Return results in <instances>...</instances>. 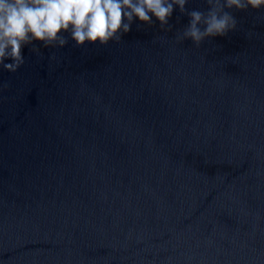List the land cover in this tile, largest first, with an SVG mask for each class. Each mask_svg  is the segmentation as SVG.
I'll use <instances>...</instances> for the list:
<instances>
[{
  "label": "water",
  "instance_id": "1",
  "mask_svg": "<svg viewBox=\"0 0 264 264\" xmlns=\"http://www.w3.org/2000/svg\"><path fill=\"white\" fill-rule=\"evenodd\" d=\"M207 7L0 65V264H264V7Z\"/></svg>",
  "mask_w": 264,
  "mask_h": 264
},
{
  "label": "clouds",
  "instance_id": "2",
  "mask_svg": "<svg viewBox=\"0 0 264 264\" xmlns=\"http://www.w3.org/2000/svg\"><path fill=\"white\" fill-rule=\"evenodd\" d=\"M189 0H0V65L15 71L22 63V48L33 41L63 46L67 33L77 46L107 44L127 33L133 20L161 26L174 8L184 12ZM207 11L188 13L183 33L194 43L226 35L236 26L224 9L262 8L264 0H206Z\"/></svg>",
  "mask_w": 264,
  "mask_h": 264
}]
</instances>
